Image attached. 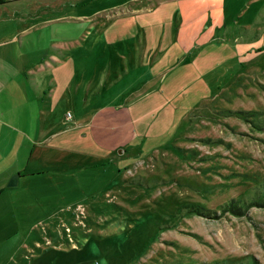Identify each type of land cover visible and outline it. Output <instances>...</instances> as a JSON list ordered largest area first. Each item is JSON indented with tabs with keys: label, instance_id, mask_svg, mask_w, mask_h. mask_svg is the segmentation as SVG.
Here are the masks:
<instances>
[{
	"label": "rangeland",
	"instance_id": "obj_1",
	"mask_svg": "<svg viewBox=\"0 0 264 264\" xmlns=\"http://www.w3.org/2000/svg\"><path fill=\"white\" fill-rule=\"evenodd\" d=\"M20 8L63 16L91 82L53 112L60 160L0 197V264H264V0Z\"/></svg>",
	"mask_w": 264,
	"mask_h": 264
},
{
	"label": "crops",
	"instance_id": "obj_2",
	"mask_svg": "<svg viewBox=\"0 0 264 264\" xmlns=\"http://www.w3.org/2000/svg\"><path fill=\"white\" fill-rule=\"evenodd\" d=\"M22 5L24 0L0 3V197L8 188L18 186L21 179L39 174L46 161L60 160L53 154L62 146L60 136L76 126L61 127V119L53 112L58 101L71 93V86L74 90L85 87L87 92L91 82L86 65L79 69L68 65L66 55L75 46L67 39L71 35L60 38L58 34L56 38L55 33L46 31L63 16L24 14ZM150 11V7L133 8L132 15ZM76 70L79 77L74 80ZM95 116L85 124L91 125ZM12 175H16V183L8 186Z\"/></svg>",
	"mask_w": 264,
	"mask_h": 264
},
{
	"label": "trees",
	"instance_id": "obj_3",
	"mask_svg": "<svg viewBox=\"0 0 264 264\" xmlns=\"http://www.w3.org/2000/svg\"><path fill=\"white\" fill-rule=\"evenodd\" d=\"M6 0H0V3H3L5 2ZM235 200H229V201H226L222 207H223V211H227L229 213H232V214H240L241 211H240V208H239V205L235 204L234 202ZM191 211H194V212H198V210H196L195 208L193 209H190ZM207 213V211H204L202 214H205Z\"/></svg>",
	"mask_w": 264,
	"mask_h": 264
},
{
	"label": "water",
	"instance_id": "obj_4",
	"mask_svg": "<svg viewBox=\"0 0 264 264\" xmlns=\"http://www.w3.org/2000/svg\"><path fill=\"white\" fill-rule=\"evenodd\" d=\"M16 175H12L11 176V179L8 181L7 185L10 186V185H14L16 183Z\"/></svg>",
	"mask_w": 264,
	"mask_h": 264
}]
</instances>
